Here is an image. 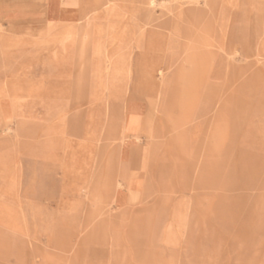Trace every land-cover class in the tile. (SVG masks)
<instances>
[{
    "label": "rangeland",
    "instance_id": "obj_1",
    "mask_svg": "<svg viewBox=\"0 0 264 264\" xmlns=\"http://www.w3.org/2000/svg\"><path fill=\"white\" fill-rule=\"evenodd\" d=\"M143 5L135 74L31 73L41 51L2 45L0 264H264V0Z\"/></svg>",
    "mask_w": 264,
    "mask_h": 264
},
{
    "label": "crops",
    "instance_id": "obj_2",
    "mask_svg": "<svg viewBox=\"0 0 264 264\" xmlns=\"http://www.w3.org/2000/svg\"><path fill=\"white\" fill-rule=\"evenodd\" d=\"M218 1L214 0L217 4ZM240 1L245 3L246 0ZM260 1L253 0L255 4ZM227 2L234 6L236 0ZM145 3H149V0H0V50L3 45L4 52H7L4 57L17 58L15 53H8L16 52V45L23 42L30 45V52L41 51V55L28 56L31 59L48 60L46 70H38L37 66L31 72L36 74H135L134 27L147 24L143 23V19V24L139 23L140 20L135 22L133 12L135 9L143 10ZM221 11L227 10L222 6ZM138 41L146 42V39ZM110 56L115 58L112 63L105 61ZM136 57L165 58V55ZM61 85L60 90L63 92L65 88ZM125 106L131 108L127 109L125 117L129 118L128 122L135 123L139 118H148L138 109V105L126 103ZM134 125L129 124L127 137L132 142L129 143L125 159L119 164L117 174L122 183L121 191H125L129 183L143 185L138 180V173L142 170L145 153L133 141L139 137Z\"/></svg>",
    "mask_w": 264,
    "mask_h": 264
},
{
    "label": "bare ground",
    "instance_id": "obj_3",
    "mask_svg": "<svg viewBox=\"0 0 264 264\" xmlns=\"http://www.w3.org/2000/svg\"><path fill=\"white\" fill-rule=\"evenodd\" d=\"M151 3L153 2V1H150ZM113 10V9H112ZM256 11V10H255ZM87 33V32H86ZM71 37V36H70ZM120 185V184H119Z\"/></svg>",
    "mask_w": 264,
    "mask_h": 264
}]
</instances>
